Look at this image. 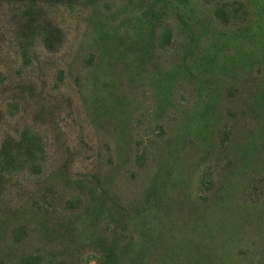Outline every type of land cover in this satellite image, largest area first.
Segmentation results:
<instances>
[{"label": "rangeland", "instance_id": "obj_1", "mask_svg": "<svg viewBox=\"0 0 264 264\" xmlns=\"http://www.w3.org/2000/svg\"><path fill=\"white\" fill-rule=\"evenodd\" d=\"M0 264H264V0H0Z\"/></svg>", "mask_w": 264, "mask_h": 264}, {"label": "trees", "instance_id": "obj_2", "mask_svg": "<svg viewBox=\"0 0 264 264\" xmlns=\"http://www.w3.org/2000/svg\"><path fill=\"white\" fill-rule=\"evenodd\" d=\"M41 152L40 139L36 133L25 130L19 139H5L0 146V166L8 170L34 169Z\"/></svg>", "mask_w": 264, "mask_h": 264}]
</instances>
